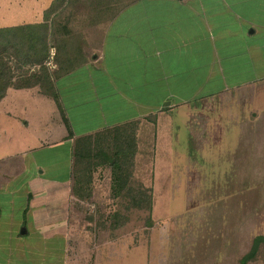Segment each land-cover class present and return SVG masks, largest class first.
Here are the masks:
<instances>
[{
  "label": "rangeland",
  "instance_id": "374dc122",
  "mask_svg": "<svg viewBox=\"0 0 264 264\" xmlns=\"http://www.w3.org/2000/svg\"><path fill=\"white\" fill-rule=\"evenodd\" d=\"M52 1L0 0V24L35 23L38 19L42 22ZM131 2L80 0L76 6L65 9L60 6L52 14L54 32L61 35L56 25L67 26L76 37L77 46L90 51L100 39L99 30ZM2 51L10 76L22 74L18 84L36 80L44 84L49 75L56 74L47 72L45 77L40 68L33 71V66H20L14 58L17 48L0 41ZM83 55L86 57L85 52ZM62 60L64 55L57 59ZM250 69L253 66L248 65ZM261 92L264 81L233 94L199 97L194 102L197 108L188 112L185 119H179L175 112L167 129L161 125L160 132L164 130L165 135L163 138L160 135L161 152L157 160L156 127L146 128L139 122L140 134L146 131L148 136L147 152L141 153V159L132 156L122 161V169L118 170L119 189L116 185L111 187L110 180L112 165L117 160L105 161V154L112 156L118 146L127 148V153L128 147H136V125L89 136L90 145L76 150L74 199L70 203V230L75 234L71 241L76 249H85L84 254L87 251L82 256L85 263L92 264L96 251L104 249L112 254L114 264H240L254 239L264 236V98L259 105L261 113L255 119V102ZM34 101L32 97H20L14 104L17 106L14 118L3 117L5 129L14 143L30 134H37L33 146H43L48 140L56 142L58 135L49 136V130L59 116L65 124L64 114L56 101L54 111L37 107ZM22 118L30 121L25 132L20 131ZM179 121L183 124L178 125ZM62 145L56 142L38 150L45 161H49L47 156L52 152L51 160L56 165L50 173L58 177L63 176L67 162V151ZM14 162L5 161L8 166ZM125 174L129 178L124 180ZM142 186L151 189L150 212L132 207L139 194L148 203L149 195L139 190ZM59 198L57 192L55 200ZM110 254L103 256V262H110ZM246 264H264V241L259 242Z\"/></svg>",
  "mask_w": 264,
  "mask_h": 264
},
{
  "label": "crops",
  "instance_id": "0c3cea01",
  "mask_svg": "<svg viewBox=\"0 0 264 264\" xmlns=\"http://www.w3.org/2000/svg\"><path fill=\"white\" fill-rule=\"evenodd\" d=\"M23 24L4 23L0 29ZM99 31L100 39L90 51L79 45L80 57L72 69L47 77L68 122L57 115L60 119L49 130L67 151L62 177L50 173L56 165L52 152L49 161L40 153L56 142L33 146L37 134H30L14 143L3 119L14 118L20 97H32L37 107L53 111L54 98L37 80L18 84L22 74L13 73L0 99V264H86L82 256L87 251L75 248L70 230L74 152L80 138L136 125L137 146L128 147L130 154L124 151L121 158L141 159L148 138L146 131L139 132L141 122L146 128L156 127L157 160L160 135H165L161 125L167 129L175 112L185 119L197 108L194 102L199 97L233 94L264 81V0H135ZM49 54L45 71L56 72L51 61L54 47ZM19 61L22 67L33 66V71L40 68ZM248 65L253 69L248 71ZM260 95L256 120L264 92ZM29 124L22 118L20 131ZM9 160L15 162L8 166ZM57 192L60 198L55 200ZM96 252L92 264H114L108 250ZM109 254L110 262H103Z\"/></svg>",
  "mask_w": 264,
  "mask_h": 264
},
{
  "label": "trees",
  "instance_id": "16d2710c",
  "mask_svg": "<svg viewBox=\"0 0 264 264\" xmlns=\"http://www.w3.org/2000/svg\"><path fill=\"white\" fill-rule=\"evenodd\" d=\"M80 0H53L50 6L46 9L44 13V20L41 23H27L20 26H15L12 28H1L0 29V41L6 42L10 44L12 47L15 46L17 48V54L14 58L19 61L21 64H27V63H35L40 66V69L43 70V75L46 77L47 72L46 67L43 65L46 59L50 56L49 49L51 47L55 48V54L53 56V60L57 66L56 74H63L66 73L69 69H72L75 65V60H77L75 57L76 51L79 46L76 44V37H73V34L71 33L70 29L65 27H61L60 25H56L57 29H61V35L60 33H55V20L53 19V15L57 10L58 7H65L67 6H76V3H78ZM89 1V0H86ZM95 1V0H94ZM134 1V0H133ZM59 27V28H58ZM56 29V30H57ZM3 33V34H1ZM5 34V35H4ZM4 51V50H3ZM64 55L65 60L58 62L57 59L59 56ZM3 52H0V99L4 96V91L9 84L10 79L12 78V75L10 76V67L8 65V61L4 59ZM37 82H41L38 81ZM2 83V84H1ZM41 84V88L44 90V92L51 95L55 101L57 102V105L61 109L62 113L63 110L61 108L58 95L53 89V85L51 84L50 80L46 79V83ZM46 87V88H45ZM64 114V113H63ZM65 123L68 125V122L66 118L64 119ZM69 127V126H68ZM71 134V133H70ZM90 137H84L80 138L76 142L75 152H74V158L77 154V149H81L82 146L87 144V146L90 145V142H87V139ZM126 152V149L121 148L118 146L114 152H112V156H109L108 153L105 154V161H110L113 158H116V162L112 165V172H111V187L117 186L119 181V175L118 170L122 169V161L123 160H129V159H122L121 155L123 152ZM135 152H131L133 155ZM103 154V153H102ZM128 175V177H126ZM123 179L129 178V174L122 175ZM74 178V182H75ZM129 181V180H128ZM119 189V188H118ZM74 190V189H73ZM139 190L143 193H147L149 195L148 197V203H145V196L139 194L138 197L134 198L136 199V202H133L132 207L139 208V209H147L148 212L151 210V189L141 187ZM118 196V195H117ZM151 223V222H150ZM264 241V236H257L254 239L253 246L251 250L248 252V254L241 259L240 264H246L247 260L251 258L255 252L257 245L259 242Z\"/></svg>",
  "mask_w": 264,
  "mask_h": 264
}]
</instances>
